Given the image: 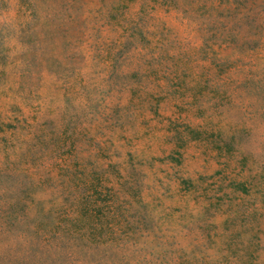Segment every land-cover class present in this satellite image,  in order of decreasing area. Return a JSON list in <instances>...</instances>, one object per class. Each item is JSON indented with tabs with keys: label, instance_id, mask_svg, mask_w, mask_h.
<instances>
[{
	"label": "rangeland",
	"instance_id": "rangeland-1",
	"mask_svg": "<svg viewBox=\"0 0 264 264\" xmlns=\"http://www.w3.org/2000/svg\"><path fill=\"white\" fill-rule=\"evenodd\" d=\"M0 264H264V0H0Z\"/></svg>",
	"mask_w": 264,
	"mask_h": 264
}]
</instances>
